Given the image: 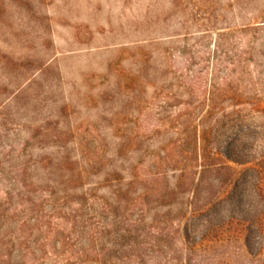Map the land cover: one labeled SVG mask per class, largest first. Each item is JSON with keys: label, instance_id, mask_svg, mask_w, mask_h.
<instances>
[{"label": "rangeland", "instance_id": "obj_1", "mask_svg": "<svg viewBox=\"0 0 264 264\" xmlns=\"http://www.w3.org/2000/svg\"><path fill=\"white\" fill-rule=\"evenodd\" d=\"M237 126L264 148V0H0V264H259L181 232Z\"/></svg>", "mask_w": 264, "mask_h": 264}, {"label": "trees", "instance_id": "obj_2", "mask_svg": "<svg viewBox=\"0 0 264 264\" xmlns=\"http://www.w3.org/2000/svg\"><path fill=\"white\" fill-rule=\"evenodd\" d=\"M213 130L210 127L194 134V159L196 163L200 160L196 165L200 171L190 196L189 217L181 227L183 239L192 247L197 243L205 247L212 242L224 241L218 220L225 216L228 220L238 221L242 227L241 240L247 254L263 255L264 148L255 144L254 138L237 126L222 137L221 143H217V153L210 152L204 143L206 138L212 135L213 139H220ZM218 188H229V192L221 195L216 190ZM258 197L263 202L261 208L258 207ZM196 217L201 219L200 224H190L189 221ZM260 260L259 264H264V256Z\"/></svg>", "mask_w": 264, "mask_h": 264}]
</instances>
